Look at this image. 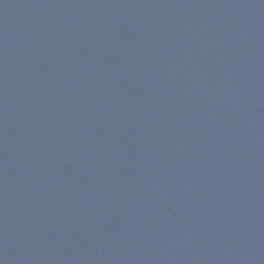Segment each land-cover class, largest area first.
I'll use <instances>...</instances> for the list:
<instances>
[{
    "label": "water",
    "instance_id": "1",
    "mask_svg": "<svg viewBox=\"0 0 264 264\" xmlns=\"http://www.w3.org/2000/svg\"><path fill=\"white\" fill-rule=\"evenodd\" d=\"M0 264H264V0H0Z\"/></svg>",
    "mask_w": 264,
    "mask_h": 264
}]
</instances>
